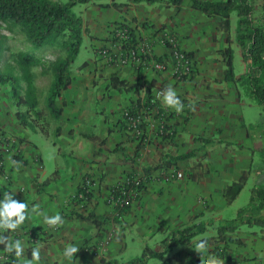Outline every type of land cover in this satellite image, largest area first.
I'll return each instance as SVG.
<instances>
[{"label": "crops", "instance_id": "1", "mask_svg": "<svg viewBox=\"0 0 264 264\" xmlns=\"http://www.w3.org/2000/svg\"><path fill=\"white\" fill-rule=\"evenodd\" d=\"M84 18L90 19L92 32L100 37L93 44L96 57L84 67H77L71 85L64 91H75L77 84H81L90 90V98L99 104V111H87L82 106L73 108L77 93L67 99L63 91L60 97L62 130L57 139L40 134L44 138L39 146L30 139L31 132L37 131L20 123L19 107L8 95L9 86L0 84V136L4 137L0 139L3 156L0 195L4 197L8 192L13 199L25 202L30 213V218L18 229L0 230V235L13 243L20 240L27 259H31L33 248H39L38 264H101L102 258L126 264L139 257L146 245L163 250L173 230L206 222L213 225L204 234L189 244L176 245L164 257L152 258L148 264H183L212 256L210 246L200 254L195 244L203 237L216 235L220 220L237 215L230 209L240 196L228 204L223 195L225 186L246 171L254 178L251 190L255 184L264 183V159L258 157L264 148V127L250 128L264 123V107L245 95L237 83L224 79L226 66L222 52L227 46L228 33L221 29V19L194 10L190 0L181 7L140 3L118 10L113 6L92 5L86 8ZM231 20L234 67L239 74L245 71L246 63L235 41L238 17L233 19L231 15ZM119 22L129 24L139 39L152 38L160 29L170 31L179 38L182 48L192 53L197 72L178 80L170 70L143 72L131 64L119 67L111 63L102 51L119 49L111 38V31ZM158 35L153 37L154 54L160 59H169L170 50L158 42ZM98 72L103 75L98 76ZM114 72L129 82H138L140 91L112 88L110 81ZM169 85L184 105L180 113L166 107L162 96L157 95ZM150 94L158 99V107L163 112L152 108L146 113L142 131L152 129L156 133L154 139L146 141L122 126V110L143 105ZM164 112L169 136L159 135L163 132L160 114ZM98 114L102 117L100 125L94 119ZM147 147H153V152L148 153ZM201 150L207 153L204 161L199 157ZM185 154L189 156L167 167L165 159ZM9 157L21 163L19 171L10 164ZM200 163L208 171L203 173L201 181H196L189 176L198 173ZM176 170H184L188 179L169 175ZM136 174L151 176V179L139 198L132 200L130 209L120 215L115 206L107 204L106 197L112 186ZM89 176L98 188L91 189V199L78 201L75 194ZM199 197H204L208 205L199 203ZM33 205H39L45 215L59 212L63 225L49 228L43 224L42 216L31 213ZM227 211L229 218L225 216ZM90 212L102 220L100 226L83 218ZM227 236L233 238L229 254L251 259L243 264H253L256 260L264 263V234L245 226ZM106 237L109 243L104 246ZM66 246L79 248L71 261L63 256ZM16 260L15 253H6L0 244V264H16Z\"/></svg>", "mask_w": 264, "mask_h": 264}, {"label": "trees", "instance_id": "2", "mask_svg": "<svg viewBox=\"0 0 264 264\" xmlns=\"http://www.w3.org/2000/svg\"><path fill=\"white\" fill-rule=\"evenodd\" d=\"M97 1L102 7L113 6L121 10L127 5L140 3L148 5L160 3L167 7H181L186 0H126L124 2L116 0H111V2L109 0H72L67 3L55 0H0V59L3 52L10 49L8 46L9 36L2 32L4 28L11 32L15 28L20 29L25 35L26 41L37 49L54 47L62 53L45 68L52 73V83L49 87L45 105L49 112L57 119H62L63 112V108L57 104V101L62 96L63 91L68 89L73 81L74 72L72 64L79 55L84 37L88 32L84 18L76 14L73 8L78 3L88 4L96 3ZM190 2L194 10L201 12L205 16L212 18L219 17L222 21L220 24L221 29L228 33L227 46L222 52V58L226 66L224 69V79L237 83L245 95L264 107V0H190ZM234 11L238 14V22L234 30L235 41L240 46L243 60L246 63L245 71L239 74L235 72L234 49L232 46L234 40L231 34V15ZM124 27L129 29L133 38L132 41L139 40L129 24L116 23L113 30ZM113 30L111 32H114ZM111 38L116 41V37L113 34ZM188 54L193 57L192 53L188 52ZM16 59L21 66L22 72L16 74L15 68L9 64L4 69L0 67V84L9 86L8 95L19 107L17 117L20 123L33 131H38L42 128L45 133H48L46 127H42L40 124V120L45 117L46 113L43 108H40V96L34 82L36 73L33 71L34 68L44 63L40 57L28 51H19ZM86 64L87 62L82 67ZM23 82L26 83V86L23 85ZM110 85L119 91L132 90L136 92L140 91L141 88L138 82H129L121 78L118 72H114L111 76ZM158 104V99L150 94L143 105L138 104L136 107L128 109L135 112H143L145 117L146 113L152 108L158 109L162 113L163 111L158 107ZM166 119L167 114L165 112L160 114L161 129L163 131L166 130ZM62 123L63 120L61 121V125H63ZM61 125L56 130L58 135L62 130ZM144 125L145 123L140 126L141 131ZM262 126L264 127V123L251 125L250 128ZM123 127L128 129L124 120ZM139 133L141 132H137V134ZM201 139L205 142L209 141L208 139ZM188 156L189 154L171 156V159H165V162L167 167H170L176 164L178 160ZM261 156L264 159V148L261 149ZM2 162L3 156L0 153L1 171H3ZM198 167L201 172L197 170L198 173L190 174L189 177L193 180L201 181L203 173L208 171V169L202 163L198 164ZM250 176L251 174L246 171L239 179L225 186L223 195L228 204L233 203L240 196ZM150 179L151 176H147L140 179L139 184H137L135 175H132L127 178L126 185H120L112 190L113 195L118 198L115 208L120 215L130 209L132 198H139L140 192L145 188L146 183ZM123 189L126 192L132 193L129 200H127V195L121 194ZM133 192L135 195L132 197ZM81 194L84 195V198H80ZM92 195L91 192L87 191L85 184H83L79 187L75 198L81 201L91 199ZM3 198L0 195V200H3ZM76 216L83 217L80 214ZM83 218L97 226H100L102 223V220L94 212H90ZM115 220L118 221L117 217ZM211 225L213 223L196 222L177 228L171 232L163 250H156L150 245H146L139 257L134 258L126 264H148L152 258L164 257L176 245L191 243L195 237L204 234ZM245 226L249 228L259 226L261 227V233L264 234V183L253 186L249 202L238 209L237 215L234 218L219 221L216 235L203 237L199 242L205 241L206 246H210L212 256L224 260L225 264H243L244 261H250L251 259L244 258L240 254H229L230 240L233 241V238L227 235L239 231ZM236 240L242 243L241 239L238 238ZM1 247H5V245L1 244ZM177 260H181V258ZM100 262L101 264H120L117 260H107L105 258H102ZM183 264H201V258H197L196 261L189 263L184 262ZM253 264L264 263L262 260H256Z\"/></svg>", "mask_w": 264, "mask_h": 264}, {"label": "rangeland", "instance_id": "3", "mask_svg": "<svg viewBox=\"0 0 264 264\" xmlns=\"http://www.w3.org/2000/svg\"><path fill=\"white\" fill-rule=\"evenodd\" d=\"M55 1L67 3V2H70L72 0H55ZM99 4L100 3L98 1L96 3H91L90 6L89 5L87 6V4H84V3H78L77 5L74 6L73 10L76 14H78L82 17L83 16L86 17V8H91L92 5H99ZM93 13H95V12L93 11ZM232 16H233V19H236L238 17L237 12L234 11L232 13ZM202 19L204 20V22L206 21L205 18H202ZM84 21H85L88 32H87V35L84 37L80 53L77 56L74 63L72 64L73 72H77L78 71L77 67L83 65L85 62L94 61L95 57H96V53H95V49H94L93 44H97L100 37L96 34V32L95 33L92 32L94 30L92 29V27L90 25V19L84 18ZM210 21L212 22V20H210ZM2 32L9 36L8 46L10 49L3 52L2 56H1V59H0V67L1 68L4 69L6 67V65L9 64L15 68L16 74L17 73L20 74L22 72V69H21V66L17 62V59H16L17 53L19 51L32 52L36 56L40 57L44 63V64H41V66L34 68L33 71L36 73L35 78H34V82L38 88V95L40 96V108H43L44 112L46 113L45 117L42 120H40V124L42 127H46V130L48 131V133H45L42 130V128H40L37 132H31L30 139L35 141L39 146L42 145V143H43L42 139L49 134L52 136L53 139H57L58 134H57L56 130H57V127L61 125L62 119L55 118L53 116V114H51L49 112V110L46 108L45 100H46V97L49 93V87L52 83V73L50 70L45 69V68L47 66H49V63L55 61L57 59V57L62 54L61 51L59 49L54 48V47H42V48H38V49L33 47L30 43H28L26 41L25 35L18 28H15L13 32L4 28L2 30ZM165 60L167 61L168 59H165ZM196 72H197V68H196ZM101 75H103V74L98 72V76H101ZM23 85L26 86V83L23 82ZM88 91H90V90H86V88L84 86H82L81 84H77V89L75 91H64V95L68 99L69 97H71V95L73 96V94L77 93L75 95L76 96V99H75L76 103H75V105H73V108L82 106V107H86L87 111L88 110L91 111V109H92L94 112H97L100 110L99 104H97L94 99L92 100L90 98V94L88 93ZM87 97H89V98H87ZM57 104L59 106H61L62 102H61L60 98L57 101ZM122 115H123V110H122ZM94 119H96L95 123L97 125H100V123L102 121V117L98 114V115H96V117H94ZM43 121H45L46 123ZM144 123H145V121H144ZM62 124H64V121ZM127 130L131 131L129 129H127ZM151 130L152 129H149V131H144V132L140 131L141 133H139V134H137V132H135V131H131V132L135 133V135H137L139 137H143V139H145L146 141H151L156 136V135H154V134H156L155 130H152V131ZM92 132H93V130H92ZM40 134H42L44 137H40ZM170 134L171 133L170 132L167 133L166 130H164L163 133L162 132L159 133L160 136H169ZM43 148L45 151L46 147L44 146ZM148 148L149 147L145 148V150L148 153L153 152V150H154L153 147H151L150 149H148ZM199 154H200L199 157L204 161L206 156H207V153L203 154V150H201L199 152ZM258 157L261 159V153L258 154ZM45 158H46V161L48 163H50L49 162L50 158H49V155L47 153H45ZM178 173H181L182 175L178 176ZM169 175H175V177H173V178H179L182 180L188 179L187 174L184 170H179V171L176 170L175 174H169ZM135 177L140 178V179L146 178L143 174L142 175L136 174ZM249 180L250 181L248 182V186L244 189L243 193L240 195L239 199L236 201V203L232 207V209H230L231 212L233 211V212H235V214H237V211L240 207L245 206L250 200L251 186H252L251 182H254V178L251 177V178H249ZM126 181L121 182V183H117L114 186H112L110 193L106 197V202L108 205L113 204V202L111 201L112 190L114 188L122 185V184H125ZM97 186L98 185H94V186L92 185L91 189H94V188L97 189L98 188ZM133 199L134 198H132V200ZM197 201L203 205H205V204L208 205L207 201L204 197L203 198H200V197L197 198ZM225 216H226V218H229L228 211L226 212ZM208 219H212V218H208ZM254 230L258 233H261V227H259V226H255ZM151 247H153V246L151 245ZM210 257H212V256H210ZM207 258H209L208 255L206 257H204V259H207Z\"/></svg>", "mask_w": 264, "mask_h": 264}, {"label": "built area", "instance_id": "4", "mask_svg": "<svg viewBox=\"0 0 264 264\" xmlns=\"http://www.w3.org/2000/svg\"><path fill=\"white\" fill-rule=\"evenodd\" d=\"M113 36L116 37V43L119 45V49L114 51L103 50L102 54L111 62L116 64V66L122 67L127 64L136 66L142 69L143 72H165L167 70L171 71L174 78L178 80H183L185 78L192 77L194 71L196 70V64L194 58L191 57L186 50L181 46L180 40L177 36L172 34L166 29H160L156 34L158 35V42L170 50L169 59L163 60L158 59L154 54V36L152 38H142L137 41H132L131 33L129 29L117 28L113 30ZM160 91L159 93H161ZM143 112H135L131 109L125 108L123 111V120L127 125V128L131 131L140 132L141 125L144 123L146 116L144 117ZM144 117V118H143ZM0 139H4L1 135ZM12 146H14V141H11ZM10 144L8 143V147ZM178 173V176H181ZM136 183L139 184L140 178H136ZM86 189L91 192L92 185H96L94 180L87 177L84 181ZM126 185L122 184L121 186ZM122 195H127V200L131 198V192H126L125 189L121 192ZM134 192L132 197L134 196ZM80 198H84L81 194ZM111 201L113 206L118 203V198H116L113 193L111 194ZM123 201V200H119ZM127 202V201H126ZM109 243V238H105L102 244L106 246ZM241 264V263H236Z\"/></svg>", "mask_w": 264, "mask_h": 264}, {"label": "clouds", "instance_id": "5", "mask_svg": "<svg viewBox=\"0 0 264 264\" xmlns=\"http://www.w3.org/2000/svg\"><path fill=\"white\" fill-rule=\"evenodd\" d=\"M157 95L162 96V102L166 107L174 109L177 113H180L183 110L184 105L171 85ZM8 159L15 170L19 171L20 167H22L21 163L11 157ZM31 213L42 216L43 224L47 225L49 228L59 227L64 223V220L59 212L52 216L45 215L40 211L39 205H33ZM29 218V206L25 202H19L13 199V196L6 192L3 200H0V230L15 231L25 222L26 219ZM0 244L5 245L4 251L6 253H15L17 258L16 264H38L40 260L39 248H33L31 250V259L25 258L24 247L20 240H16L13 243L8 237L0 235ZM195 250L202 254L206 250V242L201 241L196 243ZM78 251L79 248L75 246H66L63 250V256L67 260L71 261L74 254ZM201 264H225V262L222 259L212 256L207 259L202 258Z\"/></svg>", "mask_w": 264, "mask_h": 264}]
</instances>
